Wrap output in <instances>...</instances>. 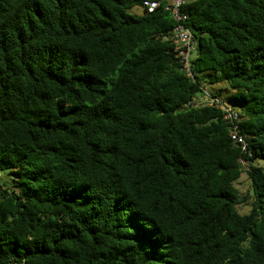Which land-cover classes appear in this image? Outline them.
I'll list each match as a JSON object with an SVG mask.
<instances>
[{
	"label": "trees",
	"instance_id": "trees-1",
	"mask_svg": "<svg viewBox=\"0 0 264 264\" xmlns=\"http://www.w3.org/2000/svg\"><path fill=\"white\" fill-rule=\"evenodd\" d=\"M143 1L0 0V264H264V0L181 7L192 78Z\"/></svg>",
	"mask_w": 264,
	"mask_h": 264
},
{
	"label": "built area",
	"instance_id": "built-area-1",
	"mask_svg": "<svg viewBox=\"0 0 264 264\" xmlns=\"http://www.w3.org/2000/svg\"><path fill=\"white\" fill-rule=\"evenodd\" d=\"M187 1L189 0H144L141 8L147 13H152L158 7L163 6V9L169 12L176 22L172 34L175 45L173 52L181 65L182 71L187 77L192 78L193 75L190 70V61L192 58V52L195 50V42L191 31L184 25L187 15L181 10V7ZM185 106H212L221 109L223 120L227 125L230 140L239 146L242 152H250L245 136L240 133L239 113L231 104L218 96L210 94L206 88L200 87L199 92L193 96ZM239 161L247 168V161Z\"/></svg>",
	"mask_w": 264,
	"mask_h": 264
},
{
	"label": "rangeland",
	"instance_id": "rangeland-1",
	"mask_svg": "<svg viewBox=\"0 0 264 264\" xmlns=\"http://www.w3.org/2000/svg\"><path fill=\"white\" fill-rule=\"evenodd\" d=\"M131 13H140L141 12V8L139 7H134L132 10H130ZM195 55V51L192 52V56ZM206 89L213 93L216 94L218 97L224 99V100H229V96L233 93V90L231 88H229L228 86H226L225 84H209L206 83L205 84ZM261 157H259V159H257L258 163H261ZM247 169L244 166V170ZM9 181V177L7 175H3L0 177V182H8ZM235 186L237 187L238 191H239V195L241 197L247 196V202L249 201V180L247 178V174L244 171L241 175V177L239 178L238 181H236ZM237 210L240 214H244L247 213L249 211V205L248 204H239L237 206Z\"/></svg>",
	"mask_w": 264,
	"mask_h": 264
},
{
	"label": "water",
	"instance_id": "water-1",
	"mask_svg": "<svg viewBox=\"0 0 264 264\" xmlns=\"http://www.w3.org/2000/svg\"><path fill=\"white\" fill-rule=\"evenodd\" d=\"M0 174H3V172H1Z\"/></svg>",
	"mask_w": 264,
	"mask_h": 264
}]
</instances>
